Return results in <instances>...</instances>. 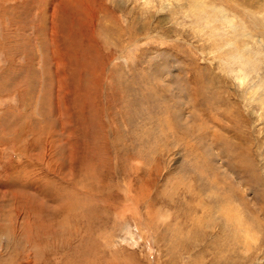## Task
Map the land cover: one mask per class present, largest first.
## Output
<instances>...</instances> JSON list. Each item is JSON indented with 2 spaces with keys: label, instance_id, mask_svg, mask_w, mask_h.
I'll use <instances>...</instances> for the list:
<instances>
[{
  "label": "rangeland",
  "instance_id": "374dc122",
  "mask_svg": "<svg viewBox=\"0 0 264 264\" xmlns=\"http://www.w3.org/2000/svg\"><path fill=\"white\" fill-rule=\"evenodd\" d=\"M0 264H264V0H0Z\"/></svg>",
  "mask_w": 264,
  "mask_h": 264
},
{
  "label": "bare ground",
  "instance_id": "6f19581e",
  "mask_svg": "<svg viewBox=\"0 0 264 264\" xmlns=\"http://www.w3.org/2000/svg\"><path fill=\"white\" fill-rule=\"evenodd\" d=\"M231 217V216H230ZM239 229V228H238Z\"/></svg>",
  "mask_w": 264,
  "mask_h": 264
}]
</instances>
